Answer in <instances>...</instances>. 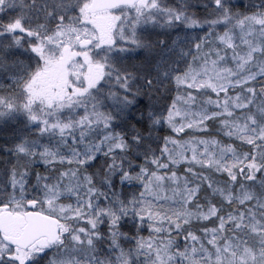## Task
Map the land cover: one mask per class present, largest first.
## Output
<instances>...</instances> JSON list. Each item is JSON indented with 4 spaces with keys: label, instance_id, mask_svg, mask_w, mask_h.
Segmentation results:
<instances>
[{
    "label": "snow or ice",
    "instance_id": "snow-or-ice-1",
    "mask_svg": "<svg viewBox=\"0 0 264 264\" xmlns=\"http://www.w3.org/2000/svg\"><path fill=\"white\" fill-rule=\"evenodd\" d=\"M0 264H264V0H0Z\"/></svg>",
    "mask_w": 264,
    "mask_h": 264
}]
</instances>
